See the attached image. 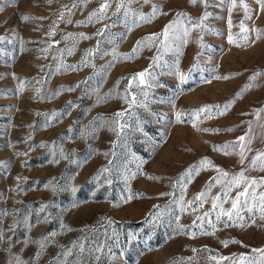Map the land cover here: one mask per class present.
<instances>
[{"label": "rangeland", "instance_id": "1", "mask_svg": "<svg viewBox=\"0 0 264 264\" xmlns=\"http://www.w3.org/2000/svg\"><path fill=\"white\" fill-rule=\"evenodd\" d=\"M102 2L0 0V264H16L17 258L24 264H56L58 254L73 242L84 243L85 251L73 249L71 264H217L211 257L256 255L252 249L264 248V220L258 211L243 213L244 221L237 223L226 217L216 221L212 212L205 221L211 220L213 229L207 222L193 225V220L211 208L219 185L196 211L181 212L176 201L181 195L192 200L217 175L208 169L190 182L185 177L182 193L178 179L204 157L230 173L241 170L238 147L224 155L213 146L245 136V143L252 141L249 160L257 150L264 151V111L257 112L264 110V11L256 0H244L251 19L245 18L240 0L235 7L232 0H207V6L200 0L195 5L189 0H139L131 5L138 13L150 15L155 4L166 14L137 24L133 17L113 16L118 0H111L107 17L100 22L93 17L89 23ZM181 12L186 16L177 17ZM205 12L207 18L193 27ZM25 15L30 19L23 20ZM177 19L182 21L178 36L183 37L184 27L190 29L187 43L175 40L160 66L150 69L156 79L145 87V97L136 81L129 88L130 78L149 69L156 47H144L132 59L123 57L138 40ZM241 21L249 29L247 43L240 40ZM105 25L104 34L96 35ZM255 29L261 31L259 39ZM229 34L239 46L229 42ZM98 41L99 51L85 65L86 50L96 48ZM197 59L199 67L181 84L177 60L179 71L189 74ZM256 73L262 75L251 80ZM249 84L224 115L213 107L212 118L201 114L193 127L190 113L205 105L223 110ZM129 93L137 103L126 102L125 97L132 99ZM54 112L59 115L52 119ZM117 112L125 113L121 123L127 124L120 139L110 130ZM177 112L184 113L182 122H177ZM61 149L67 159L60 156ZM104 168L109 171L102 172ZM245 175L259 180L264 171L249 168ZM49 181L55 188L45 187ZM130 194L139 195L128 200ZM42 205H47L44 212ZM192 232L197 233L194 238ZM44 237L46 247L37 259ZM226 240L239 243L225 247L221 241ZM97 245L103 246L101 253L88 252Z\"/></svg>", "mask_w": 264, "mask_h": 264}, {"label": "snow or ice", "instance_id": "2", "mask_svg": "<svg viewBox=\"0 0 264 264\" xmlns=\"http://www.w3.org/2000/svg\"><path fill=\"white\" fill-rule=\"evenodd\" d=\"M139 0H118V2L115 5V10L112 12L113 16H119L122 14V16L125 18V20L129 17H133V22H145L150 23L153 18H155L157 15L166 14L161 12L160 8L153 4L152 6V12L150 15H145L143 13H138L135 9L131 8V5L133 3H137ZM150 0H144V3H149ZM190 3L195 5L197 3V0H189ZM201 3H204L205 6H207V0H200ZM257 5H259L260 11H264V0H256ZM240 4L245 9V18L251 19V12L252 10L249 8V6L244 3V0H240ZM233 7L236 6V0H232ZM76 5L74 4L73 7ZM112 7L111 0H103V2L100 4V7L93 13H91L88 17V22H92V18L96 17V22H100L104 20L107 17L108 10ZM3 9L0 8V11ZM186 16L185 13H177V17H183ZM208 16V13L205 12V14L200 18V21L197 22V24H193V27H198L200 23L203 22L204 19H206ZM64 13H60V18L63 19ZM23 20L30 19L29 16L25 15L22 17ZM188 21L191 23L192 18L187 17ZM71 22L70 20L68 21ZM182 24V21L177 19L176 21H173L172 23H169L165 25L164 29L160 33H153L148 36L143 37L141 40H138L135 44V46L132 49V52L129 54H126L123 58L124 59H132L136 53H138L140 50H142L144 47H156L157 49V55H155L152 58V64L149 66V69H145L142 72L134 74L130 78L129 88L132 86V81L137 82V87L141 89V93L147 97L148 93L145 91V87L151 88L153 86V81H155L156 77L152 72L150 71L151 68L154 66H160V61L162 54L165 52H168L170 50H173V43L175 40L180 39L183 44L187 43V37L190 35V29L187 27L183 28V37H180L177 35V25ZM229 24H231V20H229ZM109 25H105L104 29L98 30L96 35L102 36L104 34L105 29H107ZM240 30L242 35L240 37V40L243 43H247L249 40V37L247 33L249 32V29L246 27L245 23L241 21ZM257 33V39L261 36V31L259 29H255ZM49 35H52V33H49ZM73 34H69L71 36ZM81 38L89 39L90 37L85 36V34L81 33L79 34ZM163 37V39H161ZM67 38V37H66ZM0 39H3L0 37ZM228 40L231 43H237L239 46V42L234 40L233 36L229 34ZM59 43V42H57ZM99 44L98 41L97 47L93 49L86 50L85 55L82 59V63L87 65L88 58L90 56L95 55L99 51ZM201 47H205L201 43ZM176 51H179V46L177 45L175 48ZM69 54L72 53V49L67 50ZM106 54V53H105ZM199 55V54H198ZM113 56H115V50H113ZM179 61L177 60V68H176V74L178 75V79L181 84L185 83L188 79V76L190 75L191 71H194L196 68L199 67V60L197 59V62L193 65L192 69L189 70V74H185L183 72L179 71L178 68ZM70 68L75 69V66H67ZM262 75L261 73L254 74L253 77H251V80H255L257 76ZM229 77H220L217 76L216 79H228ZM143 86V87H142ZM21 88H23V83L20 85ZM248 87H251V84L246 85L244 89L241 90V93H237L236 97L233 98V101H231L229 104L224 105L223 110H219V106H211V105H205L199 109L194 110V112L190 113L194 118L193 127H197V122L199 121V118L201 114H206L205 118H212V110L213 107L217 108V115H224L227 109L230 107L231 103H234L235 99H238L243 91L247 90ZM132 95L131 101L127 100V97H125L126 102H128L130 105L137 103L136 96ZM146 106V105H143ZM264 111V110H257ZM59 114L58 113H52L51 118L55 119ZM124 112H117L115 113L114 119H113V126L110 128L111 131L116 132L117 139L121 138V133L127 126L126 121L121 123V119L124 117ZM184 115V113L177 112L176 119L177 122H182L181 117ZM200 131L205 132H219L220 129H199ZM228 131H232V129H227ZM246 137L241 136L238 138L236 142H230L224 145H216L213 146V151L222 152L224 155H231L232 150L239 148V151L237 155H239V163L243 167L239 172H233L230 173L229 171H226L225 169L219 167L218 165L214 164L212 160H210L208 157L202 158L200 161H198L197 164L190 166L188 169L185 170V172L180 176L177 183L181 185V191L182 193L186 191L187 185L184 183L185 177L188 178V182L191 181V178L194 174L198 175L200 171L202 170H208L213 169L216 171L217 175L212 177L211 180L205 185L204 189L197 193L192 200L185 201L184 196L181 195L179 199L176 201L179 204L180 211L184 212L187 211L188 208H192L193 211H196L199 208H203L204 204L209 202V195L211 193V190L213 187L219 185L220 191L217 192L214 196H211V208L203 213V215H198L195 220H193V225H196L197 221L207 222L209 223L213 229H215V224L212 223L211 220L205 221V218L210 216L212 212H215V218L216 221H221L222 218H227V221H231L233 223L242 222L244 221L245 217L243 213H254L255 211L259 212L260 219L264 220V191L258 192L257 189L259 187H264V177L257 180L255 177H249L245 175V172L249 169H255L259 168L261 171H264V151L257 150L255 152V155L251 157V159H248V156L246 155V152H251L252 149L249 147L251 144V139H247V142L245 143ZM26 155V153L22 154ZM55 156V153H53ZM105 155H108V153H105ZM112 155H115L113 152ZM60 156L62 158L67 159V156L64 155L63 150H60ZM247 164H245V162ZM59 162L58 160L56 161ZM111 163V162H110ZM2 164V162H0ZM3 167H7L6 164H3ZM102 172L109 171L108 168H104L101 170ZM18 181L21 179H27L24 177H17ZM149 179H157L156 177H149ZM111 183V181H108ZM52 185V181H49L48 184L45 185V187H49ZM53 188H55V185H52ZM75 191V189H73ZM235 192V195H232V193ZM135 195L139 194H130L128 196V200H131L134 198ZM225 204H230V207L225 208ZM47 205H42L40 208L41 212H44ZM4 215H7V212L3 213ZM180 217L177 216V227L180 232L184 231V225L179 224ZM252 223L255 224V220H252ZM240 226H243L241 223ZM15 227V224L12 226ZM202 234H214V233H202ZM52 235H55L54 233ZM197 235V233L192 232L191 236L194 238ZM0 238L2 237V233H0ZM48 240V237H44L39 243H40V251L36 253V258L38 259L41 255V252L46 247V242ZM221 243L224 244L225 247L228 246L229 243H239L238 241H221ZM73 249H79L80 253H83L85 251V244L80 242H73L71 247L63 248L62 251L58 254L56 264H71L69 257H72L74 255ZM103 251L102 245H97L94 248H89V253H101ZM193 251H196V249H193ZM252 252L256 255H246V254H240L239 256L234 257H225L220 256L219 258L213 256L211 257L212 260H215L217 264H220L222 261H229L230 264H264V248H255L252 249ZM96 259H99V256H96ZM11 264V262H10ZM16 264H24L23 261H21L19 258L16 259ZM76 264H82L81 261H76ZM173 264H177L176 261H173Z\"/></svg>", "mask_w": 264, "mask_h": 264}]
</instances>
